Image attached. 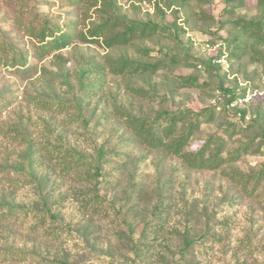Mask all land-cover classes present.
<instances>
[{
	"label": "rangeland",
	"instance_id": "1",
	"mask_svg": "<svg viewBox=\"0 0 264 264\" xmlns=\"http://www.w3.org/2000/svg\"><path fill=\"white\" fill-rule=\"evenodd\" d=\"M103 1L0 0V32L34 64L23 74L0 53V101L10 102L0 116V264H264V63L254 53L264 39L236 25L263 11L256 0H116L120 14L169 31L108 48L77 36L110 15ZM20 15L70 30L73 42L37 58ZM121 58L133 63L123 73ZM185 108L212 116L182 152L221 136L219 169H195L170 147L186 126L166 135L168 114ZM148 131L164 143L150 144ZM65 148L75 154L62 163Z\"/></svg>",
	"mask_w": 264,
	"mask_h": 264
},
{
	"label": "trees",
	"instance_id": "2",
	"mask_svg": "<svg viewBox=\"0 0 264 264\" xmlns=\"http://www.w3.org/2000/svg\"><path fill=\"white\" fill-rule=\"evenodd\" d=\"M188 2L189 0H182ZM226 1H235L238 2L237 5H246V0H226ZM68 3L76 4L77 6L86 5L95 6L98 4L99 0H67ZM25 4L26 2L21 3V11H25ZM102 5L106 7L108 11H111L110 15L103 14L101 16V22L95 23L93 27L90 29L89 35H84L83 33H78V37L80 40L84 42L90 43H103L106 47L112 48L118 45H128L133 43L135 40L141 39H149L152 38L155 34H159L162 32L169 31L167 26L159 25L158 23L147 22L142 20H135L129 18L127 15H122L119 13L117 7L116 0H104ZM255 5L260 7L264 13V0H256ZM159 9V6L157 7ZM227 10V9H226ZM87 13V11H85ZM29 23L24 22V18L20 15L17 19L18 23L24 28L27 32V35L31 38H36V43L38 44L35 46L34 51L36 52V57L39 58L40 56H45L47 54H51L55 51L64 49L70 43L73 42V32L71 33L68 29H63L61 26H49L48 20L44 18H40L37 20L36 15H34ZM236 25L243 31V33L247 37L259 38L264 39V14L262 18H258L257 20H245L242 18H238L236 20ZM254 53L260 60L264 63V53L260 50L254 49ZM42 52V53H41ZM225 52V51H224ZM0 53L2 58L5 60L4 62H9L13 66H17L16 68L23 74L29 73L33 67V63L29 64L28 59L30 56L28 54H24L21 51H18L11 42L4 38L2 33L0 32ZM224 56V57H223ZM228 56V55H227ZM225 54L220 55L216 60H221L222 58L225 59ZM176 55H173L171 60L175 61ZM120 65L116 67L120 73L125 72V70L131 66L133 63L128 58H121ZM165 64L164 62L160 63L155 67H161ZM146 66L145 64H143ZM152 68L154 67L151 66ZM96 71H100L99 67L95 68ZM89 70L84 71V74H89ZM228 92H231L229 89H225ZM9 101H0V116L2 112L7 108ZM44 108H51L48 103L42 105ZM211 109L204 108L200 109L199 111H192V109L185 108L179 110L178 112L173 113L171 116L168 114V126L165 127L166 135H171L175 129L178 121L183 122L184 126H186V131L184 132L183 136L180 137L178 140H174L170 143V147L172 148L173 152L182 154L184 160L190 164L191 167L195 169H210V170H217L219 169L222 164L225 162V157L221 156V153L224 150V139L221 136L211 135L208 141L201 147L198 152L195 153H183L184 147L188 144V140L192 137L193 132L199 128L200 118L206 117L207 114H211ZM191 114L195 116V119L188 121L190 119ZM132 123V121H131ZM147 133H150L149 131ZM240 133V130L235 129V125L233 124V129L231 133H229L230 137L235 136V134ZM140 134L143 133L140 131ZM150 137L148 138V142L150 144L162 145L164 142L162 138L158 137L155 134L150 133ZM215 136V137H214ZM214 138V139H213ZM264 142V136H263ZM54 150H62L61 147H56ZM249 150V145H245L243 149L239 148L238 153H233L230 155L229 160L236 161L240 158L242 153L247 152ZM174 152V153H175ZM182 152V153H181ZM63 159L60 161L64 163L69 158H73V154L71 153L70 149L65 148L64 152L59 153ZM78 160V159H76ZM61 163V164H62ZM77 164H88L85 161ZM73 165L68 163L66 166L62 167L61 169L64 170L66 173H71V169ZM84 172H89V169H84ZM99 169H96L95 173L91 176L96 177L99 174ZM260 175L264 176V170L260 172ZM247 177V176H246ZM241 177H235L236 181H241ZM249 181V179H246ZM94 200L93 202L100 203L102 197L99 193V188L95 185L94 187ZM45 217L41 219L44 221ZM34 233L37 234L39 229H44L43 224H39L37 227H34ZM155 234L160 233V226H156L154 229ZM33 233V232H32ZM50 235V232H48Z\"/></svg>",
	"mask_w": 264,
	"mask_h": 264
},
{
	"label": "built area",
	"instance_id": "3",
	"mask_svg": "<svg viewBox=\"0 0 264 264\" xmlns=\"http://www.w3.org/2000/svg\"><path fill=\"white\" fill-rule=\"evenodd\" d=\"M222 60V59H221Z\"/></svg>",
	"mask_w": 264,
	"mask_h": 264
}]
</instances>
